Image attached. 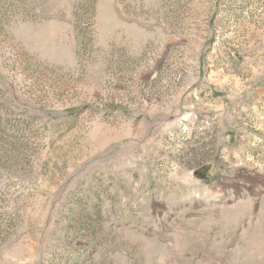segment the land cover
Returning a JSON list of instances; mask_svg holds the SVG:
<instances>
[{
    "label": "rangeland",
    "instance_id": "rangeland-1",
    "mask_svg": "<svg viewBox=\"0 0 264 264\" xmlns=\"http://www.w3.org/2000/svg\"><path fill=\"white\" fill-rule=\"evenodd\" d=\"M0 264H264V0H0Z\"/></svg>",
    "mask_w": 264,
    "mask_h": 264
}]
</instances>
